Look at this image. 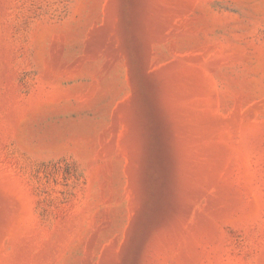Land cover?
<instances>
[{
    "label": "rangeland",
    "instance_id": "374dc122",
    "mask_svg": "<svg viewBox=\"0 0 264 264\" xmlns=\"http://www.w3.org/2000/svg\"><path fill=\"white\" fill-rule=\"evenodd\" d=\"M0 264H264V0H0Z\"/></svg>",
    "mask_w": 264,
    "mask_h": 264
}]
</instances>
